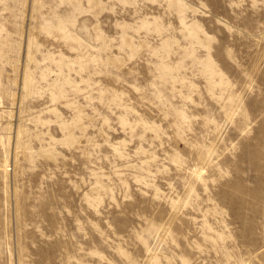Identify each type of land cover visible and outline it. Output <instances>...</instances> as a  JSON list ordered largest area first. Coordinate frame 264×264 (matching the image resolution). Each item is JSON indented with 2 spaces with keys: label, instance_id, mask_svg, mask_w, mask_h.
Here are the masks:
<instances>
[{
  "label": "rangeland",
  "instance_id": "obj_1",
  "mask_svg": "<svg viewBox=\"0 0 264 264\" xmlns=\"http://www.w3.org/2000/svg\"><path fill=\"white\" fill-rule=\"evenodd\" d=\"M0 264H264V0H0Z\"/></svg>",
  "mask_w": 264,
  "mask_h": 264
},
{
  "label": "built area",
  "instance_id": "obj_2",
  "mask_svg": "<svg viewBox=\"0 0 264 264\" xmlns=\"http://www.w3.org/2000/svg\"><path fill=\"white\" fill-rule=\"evenodd\" d=\"M2 105V100L0 99V106ZM1 122H0V133H1Z\"/></svg>",
  "mask_w": 264,
  "mask_h": 264
},
{
  "label": "bare ground",
  "instance_id": "obj_3",
  "mask_svg": "<svg viewBox=\"0 0 264 264\" xmlns=\"http://www.w3.org/2000/svg\"><path fill=\"white\" fill-rule=\"evenodd\" d=\"M1 99V98H0ZM2 106V105H1ZM1 129H2V126H1Z\"/></svg>",
  "mask_w": 264,
  "mask_h": 264
}]
</instances>
